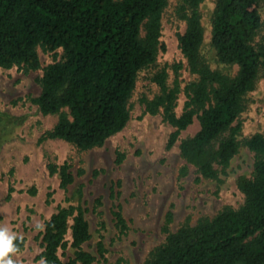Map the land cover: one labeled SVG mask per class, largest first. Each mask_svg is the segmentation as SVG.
<instances>
[{"label": "trees", "instance_id": "1", "mask_svg": "<svg viewBox=\"0 0 264 264\" xmlns=\"http://www.w3.org/2000/svg\"><path fill=\"white\" fill-rule=\"evenodd\" d=\"M203 1L182 0L179 8L187 21L180 47L190 71L197 74L185 87L188 99L183 112L175 111L180 83L176 79L170 86L165 68L152 77L160 93L142 101L149 113L163 108L164 118L174 126L169 147L198 117L200 129L183 138L180 149L187 163L197 167L199 178L218 179L243 143L255 153L254 171L238 179L245 194L238 208L226 206L195 225L188 218L176 231L170 229L174 219L170 209L163 227L166 239L144 264H264V134L255 133L244 142L239 139L246 95L264 70V19L258 8L262 0H215L211 44L219 63L238 65L235 75L212 68L202 54ZM167 5L168 0H0V68L37 70L41 67L38 46L51 52L63 49L62 59L44 68L41 92L32 98L44 114H58L42 139L59 138L88 150L102 146L127 125L139 73L153 65L165 47L160 37ZM181 66L177 64L176 70ZM12 124V118L0 115V147ZM124 159L125 153L119 151L117 162ZM48 167L58 174L64 190L75 182L70 162H50ZM83 172L80 168L78 174ZM76 193L81 198L82 188ZM114 215L125 233L128 225L119 205ZM91 237L81 201L60 205L44 222L38 259L46 264H95V255L84 247ZM26 240L16 234L17 251ZM67 249L72 255L64 261L60 250ZM98 251L104 258L103 239Z\"/></svg>", "mask_w": 264, "mask_h": 264}, {"label": "rangeland", "instance_id": "2", "mask_svg": "<svg viewBox=\"0 0 264 264\" xmlns=\"http://www.w3.org/2000/svg\"><path fill=\"white\" fill-rule=\"evenodd\" d=\"M181 3L182 0H168L160 37L165 47L160 48L155 63L139 73L130 98V120L100 147L81 150L63 139H42L56 124L58 114H44L32 98L41 92L39 79L44 68L62 59V48L51 52L38 46L41 67L37 70L17 66L0 68V115L14 120L0 147V228L27 238L22 250L8 254L16 264H40L44 222L60 205L81 201L86 208L92 237L84 247L95 255V264H144L166 239L163 227L170 209L174 213L170 229L176 231L188 218L195 225L226 206L238 208L244 203L245 194L238 186V179L253 174L255 153L243 143L218 179L199 178L197 167L187 163L180 149L181 140L200 129L198 117L169 147L174 126L164 118L163 108L149 113L142 101L160 93L152 77L165 68L168 84L173 86L178 79L181 86L175 107L180 115L188 99L185 87L197 78L180 47L179 36L187 27L186 19L180 15ZM215 6V0H204L200 5L205 28L202 54L212 68L235 75L238 65L219 63L211 44ZM258 8L264 19V0ZM177 64H182L178 70ZM239 121L242 142L255 133L264 134V70L255 89L246 95ZM119 151L125 153L121 163L116 160ZM64 161L71 163L76 176L67 191L60 186L58 174L51 173L48 167L50 162ZM185 165L187 171L183 172ZM80 168L84 169L81 175ZM32 188H36L35 193L31 192ZM79 188L83 192L81 198L76 193ZM118 205L128 225L123 234L114 215ZM67 238L71 239V231ZM100 239L106 248L104 258L98 251ZM60 255L67 261L72 250H60Z\"/></svg>", "mask_w": 264, "mask_h": 264}, {"label": "clouds", "instance_id": "3", "mask_svg": "<svg viewBox=\"0 0 264 264\" xmlns=\"http://www.w3.org/2000/svg\"><path fill=\"white\" fill-rule=\"evenodd\" d=\"M38 227H42V225H38ZM15 238V233L9 232L7 228H0V264H16V261L8 255L10 252L16 251V246L13 244ZM40 264H46V262L42 259Z\"/></svg>", "mask_w": 264, "mask_h": 264}]
</instances>
